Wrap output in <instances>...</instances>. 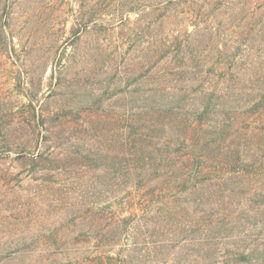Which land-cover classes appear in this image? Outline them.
<instances>
[{
    "label": "rangeland",
    "instance_id": "obj_1",
    "mask_svg": "<svg viewBox=\"0 0 264 264\" xmlns=\"http://www.w3.org/2000/svg\"><path fill=\"white\" fill-rule=\"evenodd\" d=\"M262 12L264 0H0V264H95L108 255L113 264H248L243 253L264 250ZM188 32L199 35L188 47L198 48L201 80L237 66L227 85L236 129L229 166L205 188L230 206L232 223H197L193 204L182 223L154 221L165 206L153 189L108 183L139 125L202 127L190 110L176 118L152 99L158 84L184 95L189 76L176 75V60L188 54L178 52ZM133 212L142 223H111Z\"/></svg>",
    "mask_w": 264,
    "mask_h": 264
},
{
    "label": "trees",
    "instance_id": "obj_2",
    "mask_svg": "<svg viewBox=\"0 0 264 264\" xmlns=\"http://www.w3.org/2000/svg\"><path fill=\"white\" fill-rule=\"evenodd\" d=\"M251 10L254 14L255 11ZM261 16H264V12ZM186 37L185 48L180 44L178 52L181 54L185 49L188 54H181L185 56L180 55L178 60L175 58L179 66L176 75L180 77L189 76L184 95H181L177 89L170 85L158 84L153 88L152 99L159 109L168 108L170 114L176 118L182 114L179 112L190 110L191 114L186 112L187 117L192 116L202 127L204 122H210L211 127L199 128V126L196 127L191 123L184 132L177 134L172 127L160 126L156 123L138 124L139 126L135 124L138 127L133 130V134L136 136L133 141L134 149L127 154H122L118 163L113 162L112 159V163L109 165L108 183L110 186L117 183L122 191L131 185L136 186V189H153L151 194L154 197L163 198L162 204L165 206L163 210L166 212L161 213L159 211L158 214H152L154 221L182 223L178 217L179 214L183 209L187 210L193 204L200 211L196 213L200 216L197 223H232L233 217L231 216L233 213L229 210L230 206L219 200L215 192H209L205 188L214 182L215 178L218 177L217 174L223 173L229 166L224 161V157H228V154L233 150L230 139L235 134L236 129L230 113L235 108L230 103L231 91L227 85L231 82L233 69L236 70L237 66L229 64L226 68L222 67L219 73L216 69L206 71V79L209 77H207V73L212 72L210 75L213 76L208 82L209 84H206V79L201 80L204 67L198 61L200 60L199 52L196 53L198 48H193L195 49L193 50L192 47H188V45H198L197 38L199 35L188 32ZM250 37L251 35L246 39V48L252 41ZM170 51L171 49L166 51L163 56L155 61L154 65L158 66L163 59L171 54ZM187 56L189 58L186 60ZM144 78L146 81L149 77L145 76ZM145 81L139 85L144 86ZM220 82H223L222 87H219ZM237 89L239 92L241 91L240 88ZM262 105L263 107L258 108L257 112L264 110V101ZM29 107L32 109L34 120L42 119V115L36 114L33 99H30ZM62 119L64 116L55 118L56 122H60ZM130 127L133 128L134 125L132 124ZM3 134L0 130V136ZM145 140H149L148 142H152L153 145L149 146L147 143H143ZM124 146L129 147L131 145L125 144ZM39 157L37 156V159ZM117 164L116 174L118 176H115V165ZM233 168H235L234 172L237 175L243 174L241 172L244 169L240 167H230L229 174ZM115 178L116 182H114ZM107 188L109 189L108 185ZM198 193L200 194L199 198H194ZM258 202L259 206H264V198ZM175 205H178L176 209ZM204 207L209 208L210 211L200 209ZM141 218L133 212L129 217L114 220L111 223H142L140 220L145 217ZM250 219L252 220L249 221ZM247 221L249 223H262L256 216H250ZM113 259L108 255L106 261L100 260L95 264H113L111 262ZM198 259L199 257H195L191 264H195ZM241 260L248 264H264V250L260 251L259 245L256 248L251 247L248 252L243 253Z\"/></svg>",
    "mask_w": 264,
    "mask_h": 264
}]
</instances>
